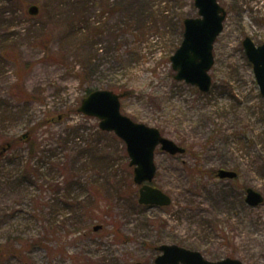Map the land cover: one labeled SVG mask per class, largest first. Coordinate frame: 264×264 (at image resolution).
<instances>
[{"label": "rangeland", "instance_id": "obj_1", "mask_svg": "<svg viewBox=\"0 0 264 264\" xmlns=\"http://www.w3.org/2000/svg\"><path fill=\"white\" fill-rule=\"evenodd\" d=\"M218 1L205 93L171 62L195 0H0V264H155L163 245L264 264V201L245 202L264 198V97L243 46L264 45V0ZM88 90L127 94L123 115L186 149L156 151L170 206L139 204L126 144L78 112Z\"/></svg>", "mask_w": 264, "mask_h": 264}, {"label": "water", "instance_id": "obj_2", "mask_svg": "<svg viewBox=\"0 0 264 264\" xmlns=\"http://www.w3.org/2000/svg\"><path fill=\"white\" fill-rule=\"evenodd\" d=\"M16 1V0H9ZM198 9L197 18H187L184 21V38L180 48L171 57L172 67L177 72L175 79L197 86L202 92H209L212 80L209 71L215 64L213 55L214 44L224 29L226 11L218 0H195ZM39 7L33 5L29 14L37 16ZM244 48L249 61L253 64L255 77L264 97V45L256 46L250 38L244 41ZM126 94H115L112 91H94L82 102L78 112L88 117L100 120V129L113 132L127 146L130 166L134 168V183L143 185L140 190L139 203L168 207L171 198L161 190L150 185L155 179L157 166L155 154L157 148L171 156L184 154V148L162 136L158 129L144 124L135 123L121 112L122 98ZM221 179H235L234 171L220 170ZM264 201L263 196L252 188L247 190L246 202L257 207ZM101 227H96L99 231ZM161 255L155 264H244L231 258L222 261H209L197 252L176 245H163L157 248ZM142 264V263H135Z\"/></svg>", "mask_w": 264, "mask_h": 264}, {"label": "flooded vegetation", "instance_id": "obj_3", "mask_svg": "<svg viewBox=\"0 0 264 264\" xmlns=\"http://www.w3.org/2000/svg\"><path fill=\"white\" fill-rule=\"evenodd\" d=\"M226 11V10H225ZM226 16H227V12H226ZM250 38V37H249ZM251 39V38H250ZM252 40V39H251ZM245 41V40H244ZM253 41V40H252ZM253 43L256 45V46H261V45H257L254 41H253ZM243 46H244V42H243ZM183 148V147H182ZM185 149V148H184ZM186 150V149H185ZM220 170H225V169H220ZM220 170H218L217 172H216V174H215V176L217 177V178H219L218 177V173H219V171ZM239 178V175H238V177L236 178V179H229V178H227V179H222V180H230V181H236L237 179ZM219 179H221V178H219Z\"/></svg>", "mask_w": 264, "mask_h": 264}, {"label": "trees", "instance_id": "obj_4", "mask_svg": "<svg viewBox=\"0 0 264 264\" xmlns=\"http://www.w3.org/2000/svg\"><path fill=\"white\" fill-rule=\"evenodd\" d=\"M118 9H121V8H118ZM113 10H117L116 8H114ZM92 91H90V90H88V93L87 94H89V93H91ZM73 208V207H72Z\"/></svg>", "mask_w": 264, "mask_h": 264}]
</instances>
